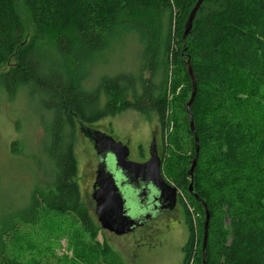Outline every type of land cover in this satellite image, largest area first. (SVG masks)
Listing matches in <instances>:
<instances>
[{
    "label": "trees",
    "instance_id": "trees-1",
    "mask_svg": "<svg viewBox=\"0 0 264 264\" xmlns=\"http://www.w3.org/2000/svg\"><path fill=\"white\" fill-rule=\"evenodd\" d=\"M24 1L36 29L27 40L16 0H0V67L14 58L0 72V89L39 97L45 163L36 161L43 174L26 201L0 204V264H111L72 180V119L97 121L123 107L156 114L162 177L193 211L188 218L196 215L182 264L202 263L204 213L188 191L196 150L187 58L196 79L192 189L209 211L206 264H264V126L257 116L264 111V0H204L184 38L196 0ZM121 36L135 48V69L101 72ZM40 223L77 235L69 263L30 242L26 231Z\"/></svg>",
    "mask_w": 264,
    "mask_h": 264
},
{
    "label": "rangeland",
    "instance_id": "rangeland-1",
    "mask_svg": "<svg viewBox=\"0 0 264 264\" xmlns=\"http://www.w3.org/2000/svg\"><path fill=\"white\" fill-rule=\"evenodd\" d=\"M16 7L27 40L36 34V29L25 1L16 0ZM129 44L124 40V36L114 42L111 52L103 57L105 63L104 67L100 66L103 68L101 72L113 75L120 71L134 70L135 63L131 54L135 48ZM13 63L14 58L9 63L2 64L0 72ZM96 77L93 75V78L87 79L83 83L85 87H91ZM41 114L44 113L39 97L30 96L24 89L14 96H9L0 89L1 205L15 203L19 205L15 201L19 197H22L21 203L26 201L36 179L41 178L43 174L36 166L37 160L45 163L42 154L44 138L42 137V141L39 142L43 132L39 119ZM257 116L264 126V111L258 112ZM72 121L74 128L72 180L76 185L80 204L93 222L92 237L100 242L103 250H106L104 255L106 260L111 264H182L184 255L191 251L193 239L189 238L195 233L196 215L188 218L190 211H193L186 210L179 194L174 209L128 234L116 235L100 228L93 213L91 199L97 160L92 145L79 132L77 121L74 119ZM83 124L99 128L128 144L131 160L140 162L149 158L148 147L152 138L155 139L158 154L161 156V128L154 112L142 114L123 107L114 115L97 121H84ZM26 232L31 243L40 241L66 263L74 258L80 245L77 235L71 230H62L60 225L56 226L53 223L44 226L40 223L39 228L29 227Z\"/></svg>",
    "mask_w": 264,
    "mask_h": 264
},
{
    "label": "water",
    "instance_id": "water-1",
    "mask_svg": "<svg viewBox=\"0 0 264 264\" xmlns=\"http://www.w3.org/2000/svg\"><path fill=\"white\" fill-rule=\"evenodd\" d=\"M204 0H196L189 10L184 25V38L192 29L193 21ZM185 51V49H183ZM190 80V96L186 102L189 129L194 135L196 155L190 161L187 175L189 193L201 204L204 213L202 226V263L206 264L205 245L209 221V211L204 200L193 192V173L198 151L196 130L190 112V105L196 93V79L189 59L184 62ZM78 130L90 141L98 155L97 181L98 187L92 193L95 201L94 215L99 226L116 235L128 234L142 223L155 219L163 212L174 209L178 196L177 188L166 183L160 171V158L157 152L155 139L152 138L149 147V158L144 162H134L126 159L129 150L126 145L115 141L111 136L94 131L78 122ZM112 160V162H111ZM142 193V194H141ZM146 199V203L138 210L132 209L130 196ZM156 210V211H155Z\"/></svg>",
    "mask_w": 264,
    "mask_h": 264
},
{
    "label": "flooded vegetation",
    "instance_id": "flooded-vegetation-1",
    "mask_svg": "<svg viewBox=\"0 0 264 264\" xmlns=\"http://www.w3.org/2000/svg\"><path fill=\"white\" fill-rule=\"evenodd\" d=\"M86 127H88V126H86ZM89 128H91L92 130H94V131H99L100 133H104L105 135H109V136H111L115 141H117V142H121L123 145H126L127 147H128V150H129V153H128V156L126 157V159H128V160H131L130 158H129V156H130V147H129V145L128 144H126V143H124L123 141H121V140H119V139H117L116 137H114L112 134H110V133H108V132H105V131H103V130H101V129H99V128H92V127H89ZM82 134V133H81ZM82 136L84 137V138H86L89 142H90V144L92 145V148H93V150H94V153H95V157H96V160H97V165H96V171H95V177H94V181H93V184H92V192H91V199H92V204H93V213H94V210H95V201L93 200V198H92V193H94V191L97 189V187H98V181H97V179H96V177H97V167H98V155H97V151L95 150V148H94V144H93V142L92 141H90L87 137H85L83 134H82ZM152 140V139H151ZM149 147H150V145H149ZM149 147H148V155H149ZM158 152V151H157ZM159 155V154H158ZM159 158H160V155H159ZM131 161H134V160H131ZM146 161V160H145ZM111 162H112V160H111ZM134 162H139V161H134ZM140 162H144V161H140ZM142 194V193H141ZM177 198H178V196H177ZM177 199H176V204H177ZM146 203V199L145 198H143V195L140 197V198H136V197H134V195L133 194H131V196H130V205L132 204V209H134L135 211H137L138 210V207H142L144 204ZM176 206V205H175ZM156 211V210H155ZM164 213H166V212H163L161 215H159V216H162ZM95 216V215H94ZM159 216L158 217H156L155 219H153V218H151L149 221H152V220H156L157 218H159ZM96 218V217H95ZM149 221H147V222H149ZM147 222H144V223H142L141 224V226H139V227H136V228H134L132 231H134L135 229H137V228H140V227H142L143 225H145ZM131 231V232H132ZM130 233V232H129Z\"/></svg>",
    "mask_w": 264,
    "mask_h": 264
}]
</instances>
